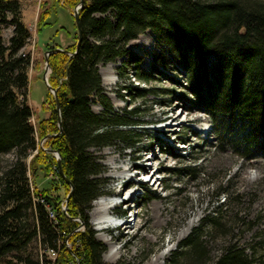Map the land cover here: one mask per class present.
<instances>
[{"label":"trees","instance_id":"obj_1","mask_svg":"<svg viewBox=\"0 0 264 264\" xmlns=\"http://www.w3.org/2000/svg\"><path fill=\"white\" fill-rule=\"evenodd\" d=\"M60 1L53 0V5L40 15L38 35L49 25L47 17L52 6ZM63 1L61 6L73 10L81 0ZM111 13L115 22L109 18ZM97 14L104 17L97 18ZM80 22L83 37L77 54L60 52L49 57V83L57 90L61 106L60 133L56 100L50 91L43 105L49 117L37 126L32 122L29 71L34 60L31 53L25 52L31 33L22 20L20 2L0 0V157L13 150L18 153L0 185V264H31L29 259L16 261L7 257L24 251L36 239L46 248L58 250L56 264L71 260L74 264H107L102 258L105 247L96 239L87 211L93 202L106 199L108 191L97 178L101 166L89 149L118 141L135 146L141 144L143 136L121 130L140 125L130 118L136 111H129L124 117L104 118L92 111L90 97L97 96L107 113L113 110L104 95L98 65L127 56L139 66L140 60L129 54L125 45L147 30L153 31L187 71V89L194 98L193 104L211 118L216 130L228 121L241 124L242 139L234 145L236 152L248 157L264 151V0H85ZM8 27L13 28V34L6 41L3 31ZM77 43L78 36L67 49L74 53ZM37 47L55 49L49 43H37ZM211 55L218 58L212 69L208 64ZM167 58L163 54L156 63L161 65ZM140 76L146 83L154 81L145 72ZM129 91L134 101L161 94L146 88ZM50 135L56 136L48 138L45 147L59 152L62 170L74 186L67 214L62 211V204L71 186L60 172L52 178V188L39 191L31 186L42 170L49 176L57 165L54 156L40 147V142ZM179 172L197 175L194 167ZM38 194L53 207L57 221H52L45 208L35 202ZM82 224L85 230L76 231ZM205 225L216 228V217L206 216L202 227L193 229L179 244L173 264L193 260L199 264H264L263 255H258L255 248L249 254L237 246L229 247L216 260L209 259L202 239ZM66 240H78L79 248L70 250L64 244Z\"/></svg>","mask_w":264,"mask_h":264},{"label":"rangeland","instance_id":"obj_2","mask_svg":"<svg viewBox=\"0 0 264 264\" xmlns=\"http://www.w3.org/2000/svg\"><path fill=\"white\" fill-rule=\"evenodd\" d=\"M18 1L22 20L31 33L25 52L31 53L34 60L29 71V102L35 112L32 122L37 126L39 117L44 116L43 105L50 91L43 78L46 51L38 48L37 43L67 49L75 43L78 29L74 9L61 6L62 0L59 5L52 6L47 17L49 25L38 35L40 15L53 5V0ZM96 17L104 16L97 14ZM109 18L116 21L113 13ZM3 34L8 41L13 28H5ZM125 50L140 60L139 66L127 56L98 65L103 92L110 99L113 110L107 113L97 96L90 97L92 111L104 118L124 117L129 111H136L130 118L140 125L121 127V130L143 136L141 144L135 146L118 141L114 145L89 149L101 166L97 178L108 191L106 199L93 202L87 211L89 225L105 247L103 261L107 264H173V254L179 244L193 229L202 227L208 215L216 217V228L205 225L202 235L209 259H218L226 249L234 246L249 254L255 248L264 259V151L248 157L236 152L234 145L242 139L241 124L228 121L216 130L211 118L193 104L194 98L187 89V71L153 31L147 30L130 40ZM163 54L168 58L158 65L156 59ZM217 62L215 55L208 57L211 69ZM141 72L152 75L154 81L144 82ZM129 88L155 89L161 94L134 101ZM160 119L162 124H158ZM45 142L41 141L40 147L48 149ZM34 155L28 159V164ZM17 158V150L0 157V185L4 173ZM189 167L196 168V176L179 172ZM139 168L144 169L145 175H135ZM167 170L176 172L170 174ZM53 171L47 176L42 170L33 178L32 188L39 191L52 188V178L58 176H53ZM140 182L145 186L140 187ZM104 199L116 223L100 232L94 214ZM119 200H123L120 205ZM85 228L82 224L78 229ZM102 235L107 236L109 242ZM7 259H29L31 264H45L50 257L42 241L36 239L27 249ZM182 264L199 263L193 260Z\"/></svg>","mask_w":264,"mask_h":264},{"label":"water","instance_id":"obj_3","mask_svg":"<svg viewBox=\"0 0 264 264\" xmlns=\"http://www.w3.org/2000/svg\"><path fill=\"white\" fill-rule=\"evenodd\" d=\"M85 7V0H81L80 1V4L77 8L74 9V13H73V17L75 19V23H76V26H77V29H78V43H77V48H76V51L74 53H71L69 50L67 49H63V48H55V49H52V50H48L45 52V61H46V67H45V74H44V82L46 84V86L48 87V89L50 90V92L54 95L55 97V100H56V108H57V112L59 114V127H60V133L62 132V121H61V106H60V101H59V98H58V93H57V90H55L49 83V76H50V73H51V65H50V62H49V56L53 53H60V52H63V53H66L70 56H74L77 54L78 52V49L82 43V37H83V31H82V28H81V22H80V10H83ZM56 135H50L48 136L47 138H45L43 140V142L45 140H47L48 138H53L55 137ZM47 153L49 154H52L54 155L55 159L57 160V165H58V168H59V172H60V175L67 181V183L71 186V191L70 193L68 194L66 200H65V203H66V208L64 210V212H67L68 208H69V201L72 197V194H73V191H74V186L72 185V183L67 180L63 170H62V158L59 154V152H56L54 151L51 147L48 148V149H44ZM80 222H82L81 220L79 219H76ZM73 253V251H72Z\"/></svg>","mask_w":264,"mask_h":264},{"label":"built area","instance_id":"obj_4","mask_svg":"<svg viewBox=\"0 0 264 264\" xmlns=\"http://www.w3.org/2000/svg\"><path fill=\"white\" fill-rule=\"evenodd\" d=\"M58 174H59V168H58V166H54L53 176L58 175ZM35 202L41 204L45 208L46 212H53V219H51V220L57 221L56 220V213H55L53 207L46 201V199L44 198V196L42 194L37 195V200H35ZM65 208H66V203L64 202L62 204V211L63 212H64ZM64 213L67 214V212H64ZM76 231H79V229H77ZM64 244L70 250H72V249L77 250L79 248L80 242L78 240H76L73 243H69L66 240L64 242ZM46 254L50 257V259H48V264H56V261L58 259V255H59L58 250H55L52 248H46ZM77 257H76V261L79 262L80 259ZM70 264H74V262H70Z\"/></svg>","mask_w":264,"mask_h":264},{"label":"bare ground","instance_id":"obj_5","mask_svg":"<svg viewBox=\"0 0 264 264\" xmlns=\"http://www.w3.org/2000/svg\"><path fill=\"white\" fill-rule=\"evenodd\" d=\"M115 65H111V67H114ZM37 198V197H36ZM119 203V202H118ZM110 206L106 203V200L104 199L103 202H101L94 214V222L97 227V229L100 232H105L111 225H115L114 218L110 215ZM50 215V218L53 219V212H48ZM111 228V227H110ZM191 227L188 229V232L190 231ZM106 239V241L109 242V238L105 235H102ZM108 239V240H107ZM116 250V249H115ZM116 252V251H114ZM117 256V254H115Z\"/></svg>","mask_w":264,"mask_h":264},{"label":"crops","instance_id":"obj_6","mask_svg":"<svg viewBox=\"0 0 264 264\" xmlns=\"http://www.w3.org/2000/svg\"><path fill=\"white\" fill-rule=\"evenodd\" d=\"M57 48H59V47H57ZM35 78H38V76H35ZM29 105H30V102H29ZM33 110V109H32ZM33 112H34V110H33ZM34 114H35V112H34ZM44 116H43V118L41 119L40 117H39V119L40 120H38V121H41V120H43V119H47L48 117H49V113L47 112V111H44ZM34 117H35V115H34ZM33 117V118H34Z\"/></svg>","mask_w":264,"mask_h":264}]
</instances>
